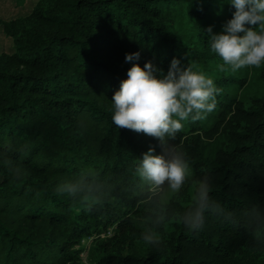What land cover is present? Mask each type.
<instances>
[{
    "label": "trees",
    "instance_id": "16d2710c",
    "mask_svg": "<svg viewBox=\"0 0 264 264\" xmlns=\"http://www.w3.org/2000/svg\"><path fill=\"white\" fill-rule=\"evenodd\" d=\"M233 10L226 0H37L27 15L0 19L13 42L0 52V264H84L85 236L97 239L96 264H264L259 230L244 223L248 209L264 207V65L221 71L207 43V27L220 31ZM174 56L221 92L205 119L183 122L171 141L190 175L167 203L182 212L207 178L232 217L206 212L198 231L170 219L153 247L140 238L149 205L134 194L131 170L150 144L160 148L117 128L110 99L132 63L151 59L166 71ZM88 172L111 186L109 196L55 191Z\"/></svg>",
    "mask_w": 264,
    "mask_h": 264
},
{
    "label": "clouds",
    "instance_id": "9594fccd",
    "mask_svg": "<svg viewBox=\"0 0 264 264\" xmlns=\"http://www.w3.org/2000/svg\"><path fill=\"white\" fill-rule=\"evenodd\" d=\"M234 9L231 17L213 32L207 27L208 48L220 58L221 70L236 71L245 67L264 65V0H226ZM140 50L125 53V61H136ZM221 89L211 76L205 75L190 63L173 57L167 70L153 60L141 66L132 63L126 78L113 93L111 121L117 128H128L154 138L159 145H149L133 160L132 176L136 181L134 194L149 205L150 224L140 238L153 247L160 246L159 229L175 218L187 230H200L206 212L221 214L230 219L210 195L211 182L200 179L194 189L192 204L177 213L168 203L170 194L179 193L190 175V165L180 144L172 143L183 122L203 120L216 107V95ZM2 155V154H0ZM58 193L69 197L99 202L111 193V186L99 181L94 173L80 174L58 183ZM244 223L252 226L256 242L264 245V207L253 206L245 212Z\"/></svg>",
    "mask_w": 264,
    "mask_h": 264
},
{
    "label": "rangeland",
    "instance_id": "374dc122",
    "mask_svg": "<svg viewBox=\"0 0 264 264\" xmlns=\"http://www.w3.org/2000/svg\"><path fill=\"white\" fill-rule=\"evenodd\" d=\"M37 0H24L22 3L17 0H0V19L9 20L19 16L27 15L34 3ZM0 52H13V42L12 39L4 35L2 32V27L0 26ZM170 194L167 200L170 198ZM113 233V229H109L106 234L102 237L110 236ZM96 238L85 236L82 239L83 253L81 255V260L84 264H96L94 258V248L96 243ZM60 264V263H58Z\"/></svg>",
    "mask_w": 264,
    "mask_h": 264
}]
</instances>
